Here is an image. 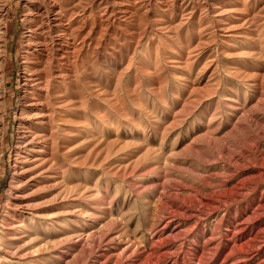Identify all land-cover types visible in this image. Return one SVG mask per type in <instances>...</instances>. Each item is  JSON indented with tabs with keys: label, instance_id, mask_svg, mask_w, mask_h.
<instances>
[{
	"label": "rangeland",
	"instance_id": "1",
	"mask_svg": "<svg viewBox=\"0 0 264 264\" xmlns=\"http://www.w3.org/2000/svg\"><path fill=\"white\" fill-rule=\"evenodd\" d=\"M168 1L174 36L148 27L137 44L134 37L106 47L108 31L96 47L89 65L95 75L83 87L85 122L65 134L68 158L59 159L64 182L78 190L39 206L35 226L50 236V246L14 258L15 264H264V41L241 30L248 24L224 30L241 14L212 8L233 0H161ZM247 2L246 8L258 6V0ZM10 3L0 219L14 173L23 91V0ZM155 7L168 19L162 6ZM96 26L81 31L87 44ZM148 33L157 35L155 42ZM246 51L253 55H242ZM35 175L13 190L12 201L30 199L37 184L47 185Z\"/></svg>",
	"mask_w": 264,
	"mask_h": 264
},
{
	"label": "bare ground",
	"instance_id": "2",
	"mask_svg": "<svg viewBox=\"0 0 264 264\" xmlns=\"http://www.w3.org/2000/svg\"><path fill=\"white\" fill-rule=\"evenodd\" d=\"M151 1L99 0L96 4V0H23V31L20 40L22 103L15 135L14 173L7 190L4 213L0 219V264H15L14 258L22 260L24 255L30 253L43 254L52 239L37 232L34 216L42 213L38 209L39 206L61 201L71 191L78 190L77 186L71 187L64 182L66 172L59 159L68 158L65 134L70 130L77 132L85 122L87 103L83 87L86 80L95 75L93 66L90 68L89 65L94 59L96 47L105 43V34L112 31L104 44L106 47L123 45L127 39L134 37L137 44L148 27L156 32L164 30L169 36L176 34L177 26L170 25L172 14L169 12L173 3L154 0V5H149ZM247 1L233 0L230 6L213 7L212 10L220 15L234 11L241 14L235 26L227 24L224 30L242 28L248 24L246 29L241 30L256 32V39L261 43L264 41V0H258L256 9L246 8ZM10 2L11 0H0V145L5 93L3 69L10 47L6 42ZM108 2L109 5L105 6ZM155 6H162L165 13H169L168 19H165L167 21L156 14ZM142 10L145 12L141 13ZM149 13L155 14V18L148 22ZM126 20L127 25L134 22L135 27L129 29L124 23ZM182 20L183 14L180 15V23ZM95 25L99 28L98 34L91 39V44H87L86 35L82 37L81 31L87 27L90 33ZM155 36L152 33L147 34L152 43ZM154 51L157 53L156 49ZM113 52L112 49L110 55H113ZM242 55L252 56L253 53L246 51ZM130 63L131 58L127 60V65ZM125 69L126 67L121 73ZM153 73L151 74L154 75ZM261 83L262 80L259 81V84ZM114 94L115 92L111 95ZM117 102L120 105L119 100ZM70 124L75 126L65 129ZM80 140L78 135L73 140L76 150ZM25 174L26 179L23 180ZM35 174L44 178L42 181L47 180V185L37 184L29 192L30 199L15 197L16 201H12L15 196L13 190L27 185L28 178L34 179ZM45 197L47 200L41 202ZM26 217L27 222L24 220ZM11 231L16 233L12 235Z\"/></svg>",
	"mask_w": 264,
	"mask_h": 264
}]
</instances>
